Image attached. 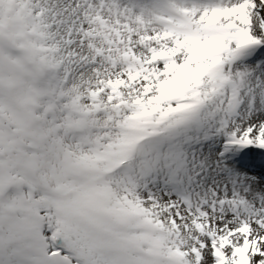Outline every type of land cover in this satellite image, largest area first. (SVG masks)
I'll return each instance as SVG.
<instances>
[{
  "label": "snow or ice",
  "instance_id": "6c2138e0",
  "mask_svg": "<svg viewBox=\"0 0 264 264\" xmlns=\"http://www.w3.org/2000/svg\"><path fill=\"white\" fill-rule=\"evenodd\" d=\"M0 264H264V0H0Z\"/></svg>",
  "mask_w": 264,
  "mask_h": 264
}]
</instances>
